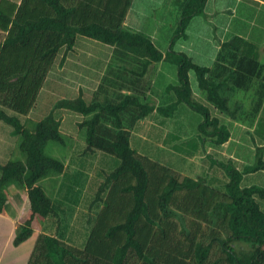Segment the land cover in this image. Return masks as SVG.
<instances>
[{
  "label": "trees",
  "instance_id": "1",
  "mask_svg": "<svg viewBox=\"0 0 264 264\" xmlns=\"http://www.w3.org/2000/svg\"><path fill=\"white\" fill-rule=\"evenodd\" d=\"M207 1L174 0L179 19L163 57L149 37L124 26L133 0H0V121L20 138L23 155L0 164V213L11 186L24 191L28 208L15 230L14 247L32 236L36 218L56 222L54 231L37 236L27 264H264V187L242 184L245 175L264 171V148L256 147V163L242 171L231 159L210 163L226 179L221 186L208 174L191 177L144 154L148 142L161 149L167 142L170 154L186 157L205 154L207 143L220 148L230 131L217 115L252 128L264 101V65L252 43L232 37L211 67L173 50ZM78 37L112 48L108 69L90 98L79 93L60 99L32 130L26 129L17 115L27 116L34 108L56 58L61 54L62 65ZM163 59L176 66L177 83L167 88L175 102L156 106L150 85L154 65ZM236 90L247 93L251 109L231 103ZM180 105L200 116L197 139L163 136L160 146L157 136H147L131 146L140 121L155 112L166 122ZM63 110L81 116L77 126L87 152L116 160L95 191L101 206L90 218L82 246L60 238L54 197L40 185L67 172L65 158L44 153L50 141L65 143L56 113ZM52 185L54 195L64 189L62 180Z\"/></svg>",
  "mask_w": 264,
  "mask_h": 264
},
{
  "label": "rangeland",
  "instance_id": "2",
  "mask_svg": "<svg viewBox=\"0 0 264 264\" xmlns=\"http://www.w3.org/2000/svg\"><path fill=\"white\" fill-rule=\"evenodd\" d=\"M173 1L174 0H134L130 14H132V12H138L139 15H142L144 18L143 24L157 27L154 31V37L164 43L166 38L168 39L171 31L177 26L175 22L176 14L174 15L175 6L173 5ZM202 15L200 14L198 17L194 18L191 27L185 33L186 41L192 40V44H188L187 42L188 46L196 44V40L204 34L202 31H205V33L210 32L208 31V25L206 24H203L202 26L204 29H200L196 26L198 21L203 20ZM169 27H171V29ZM139 32L149 35L151 31L149 32L140 29ZM180 41V38L176 39L173 48L174 50H178L177 47ZM77 46L78 48L72 52L75 54L76 59L84 58L85 53L86 56L88 55V57L91 58V60L99 63L100 65L104 64L105 47L108 49L109 47L100 42L84 37L77 38L75 47ZM196 46L194 48H196ZM184 47L187 48L186 45ZM206 49L210 50L208 48ZM212 53L213 52L211 51L207 54ZM60 58L61 54L56 58L44 86L37 97L34 108L27 116L17 115L20 122L24 124L25 128L28 130H32L39 120L48 115L58 100L75 98L77 96V88L79 86L87 92V97H90L89 93L91 92V89L95 88L98 78H96V73H94L95 71L97 72V68L94 63V68L88 66L90 67L88 70L84 68H80V70L73 68L72 77L68 73L69 70L66 71V68L63 66L59 67L58 61H60ZM75 63H80V60H76ZM89 64L91 63L87 62V65ZM199 64L205 66L209 65L205 62ZM162 74L163 76L165 75L163 77L165 82L164 84L176 85V66L172 62L168 61L163 64L161 73L160 75L158 74L157 85L160 82L158 80H163L161 77ZM190 80L191 84L194 85L195 79L192 73L190 75ZM159 84H161V82ZM155 89H157V86L154 87V90ZM161 91H163V87ZM155 100H157V95H155ZM158 100V103L162 102L161 99ZM176 111L177 112L174 114V117L166 121L168 125L161 127L163 128L162 130L168 131L163 134V136L168 140H173L174 134L180 136V140L183 141H188L194 138L197 139L196 136L199 134L197 126L200 116L189 108H185L181 105L177 106ZM6 112L9 115H15L11 111L6 110ZM56 113L58 114V119L60 118L61 120L60 131L66 137L64 140L65 143L60 145L57 142L50 141L46 145L44 153L47 156L57 158L61 161L65 158L67 172L64 176H61V179L60 177H57L55 180L54 178L45 181L43 180L40 182V185L46 190L49 197H54L60 216V223L58 225L60 238L74 245L82 246L91 227L90 218L95 217L101 206L100 202L94 201L95 191L99 184L103 182L105 174H108L110 170L115 167L116 160L101 152L96 151L94 153H90L85 150V144L82 139L83 132L79 131L77 126L81 120V116L66 110ZM61 114L62 117L60 116ZM153 124L155 123L151 120H147L142 125H139V128L132 136V140L130 139L132 147L138 145L137 142L140 138L157 136V134H155V130L153 129L160 126L157 124L156 126H153ZM228 126V130L231 134H234V140L232 141L237 142L238 144H244L242 141H239L241 131H231ZM253 132L254 133H252L250 137L247 135H244V137H246L247 141L248 139H252L257 146V142H259L260 138L264 136L263 119H260L259 125L255 130H253ZM164 137L157 142L160 146H162L161 142L164 140ZM19 141L20 138L12 134V128L0 121V163L5 162L6 160L23 159V155L18 148ZM175 143L179 144V140L175 141ZM155 144H150V142H148V145L144 148V154L160 162H167L173 167H176L179 172L181 171L183 174L191 177L208 174L209 180L214 179V183L219 186H221L226 179L217 166L211 167L209 164L216 162V160L226 163L230 158V153L232 152V154H235V149L232 148L234 146L233 143L231 144V148L228 146L225 149L214 148L207 143L205 154L199 153L194 157L175 155L174 153H172L174 155L170 154L171 152L169 151V147L171 145H167L169 144L167 142L163 147L164 149H161ZM248 146L252 148L250 143H248ZM238 154L241 156V159H239L238 162L239 164L237 165V162H233V166L235 168H239L240 170H243L242 166L244 163H246V167H248L252 166L256 160V157L249 156L245 149L240 150ZM258 177V174L247 175L243 181V185L249 182V184L260 186L259 182H261L262 179ZM57 180H62L64 189L58 191L57 194L55 193L56 195H54L52 184ZM14 190H16V187L11 186L10 191ZM55 223L54 219H43L38 217L34 222V227L38 230H46L47 232L50 230L54 231Z\"/></svg>",
  "mask_w": 264,
  "mask_h": 264
},
{
  "label": "crops",
  "instance_id": "3",
  "mask_svg": "<svg viewBox=\"0 0 264 264\" xmlns=\"http://www.w3.org/2000/svg\"><path fill=\"white\" fill-rule=\"evenodd\" d=\"M9 1H12L18 4L20 0H9ZM133 2H132V5H133ZM132 5L127 12V15L124 21V26L127 29H130V31L138 32V33H141L139 32L140 29L144 31H149V32L151 31L149 35H146V36L151 39L153 45L160 51V53H162L163 57H166V52L172 43V36L177 26L171 31V33L168 36V39L166 38V40L163 43L161 40L154 37V31L157 29V27H154L151 25L147 26L146 24H143L144 18L142 17V15H139L138 12H132V14H130ZM173 5L175 6L174 1H173ZM175 14H176L175 22L177 24L178 19H179V12H177L176 6L174 9V15ZM202 14L201 15L203 16V20L198 21L196 23V26L200 29H204L202 26L203 24H206L208 25L207 28H208V31L210 32L205 33V31H202L204 34H202V36L196 40V44H193L191 46H188L187 42L188 44H192V40L186 41V35L182 36L180 38L181 41L177 47L178 50L173 49L175 52L185 53L186 55L190 56L194 60V62L197 63L198 65L205 66V65L199 64V63L205 62L209 64L205 67H211L221 45L227 42L232 37H240L252 43L257 48L258 60L261 64L264 65V5L259 4L253 0H208ZM193 20L191 21L187 30H189V28L191 27ZM169 28L171 29V27ZM76 42H77V39H76ZM76 42H75V46H76ZM174 45H175V42L173 44V48H174ZM185 45L187 46V48L184 47ZM75 46L73 50L70 51L69 54L66 56L64 63L62 65H60L59 63L58 65L59 67L63 66L64 68H66V71L69 70L68 73L72 77H73V72H72L73 68L78 69V70H80V68H84L88 70L90 69V67L94 68L93 66L95 65L97 68V72L95 71L94 73H96L95 76L98 79L96 81L95 88L91 89V92L89 93L91 96L92 93H94V91L96 90L100 82V79L102 78V76L105 74L106 70L109 67L110 60H111V54H112V48L110 46L105 45L109 47V49L105 47L104 62H103L104 64L100 65L99 63L91 60V58L88 57V55L86 56L85 53H84V56H85L84 58L76 59L75 54L72 53L74 50L78 48V46L77 47ZM195 46L196 48H194ZM206 48L210 50H207ZM211 51L213 52L212 54H207L208 52H211ZM76 60H80V63H75ZM87 62H90L91 64L87 65ZM166 62H168V60L163 59L159 63L155 64L153 68L155 73H154L153 81L151 82V85H150L151 91L149 93V98L151 101H153V103L156 106L166 105V104L175 102L174 101L175 99L172 93H169L167 89L173 85L164 84L165 82H164L163 77L165 75L164 76L163 74L161 75L163 80L162 81L158 80L161 82V84H159L160 83L159 82L157 85L158 76L161 73L163 64ZM155 83H156L157 89L154 90V87H156ZM162 87H163V91H161ZM79 93H82L84 98L87 97L86 96L87 92L84 91L83 88H80V86L77 88V95ZM155 95H157V100H155ZM246 96H247L246 92L236 90L230 93V97H231L230 101L231 103H234L235 101H240L243 104L244 109L249 110L251 109L253 103H252V100ZM87 98H90V97H87ZM158 99H161L162 102L158 103L159 101ZM62 114L60 115L61 117H62ZM217 116L220 119L226 120L223 123L226 126L229 125L228 127H230L231 131H234V132L239 131V130L241 131L239 141H242L245 145L238 144L237 142L232 141L234 140V134H231L230 132L229 140L220 147L221 149H225L228 146L231 148L232 147L231 144L232 143L234 144L232 148L235 149V154H232L231 152L229 155L230 157L229 159H231L232 162H237V165L239 164L238 162H239V159H241L240 158L241 156L238 154V152L240 150L245 149L248 155L252 157V156H255L254 154H255L256 147L264 148V136H262L260 138V141L257 142L258 143L257 146L252 139H248L247 141L246 137H244V135H247L250 137L251 134L254 133L253 130H255L257 126L259 125L260 119L264 120V101L255 118L252 128H247L243 124L238 123L236 121H231L230 119L225 118L222 115L220 116L217 115ZM147 120H151L152 122H154L155 124H153V126H156V124L160 126V127L153 129L155 130V134H157V139H156L157 141L163 137V134L168 132V131L162 130L163 128H161L165 125H168L165 122L166 119L160 117L157 113L154 112L146 120L140 121L138 126L142 125ZM228 121H230L232 124ZM151 138L153 139L152 136ZM248 143L251 144L252 148L248 146ZM263 157H264V152L262 154V158ZM7 161L8 160L0 164H4ZM242 167L244 169L246 167V163H244ZM236 169L239 171H242L239 168H236ZM254 174L259 175L258 178L262 179V181L259 183L262 185V187H264V171H260ZM246 176L247 175L244 176L243 181ZM246 184L248 185L249 182H247ZM17 195H18V198H17ZM261 207L262 209H264V202H261ZM27 208H28V202H27V197L24 191L19 190V189L11 191L9 198H8L7 206L6 208H4L3 213H0V264H27V261L32 252L37 236L40 233H46L43 230H38L34 227L33 234L28 240H26L25 242H23L17 247L13 246V239L15 236L16 227L19 225L21 220H23L27 212Z\"/></svg>",
  "mask_w": 264,
  "mask_h": 264
},
{
  "label": "built area",
  "instance_id": "4",
  "mask_svg": "<svg viewBox=\"0 0 264 264\" xmlns=\"http://www.w3.org/2000/svg\"><path fill=\"white\" fill-rule=\"evenodd\" d=\"M253 1H255V2L259 3V4L264 5V0H253Z\"/></svg>",
  "mask_w": 264,
  "mask_h": 264
}]
</instances>
